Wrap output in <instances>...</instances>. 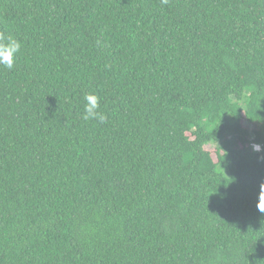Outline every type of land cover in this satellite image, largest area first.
I'll list each match as a JSON object with an SVG mask.
<instances>
[{
	"label": "trees",
	"instance_id": "obj_1",
	"mask_svg": "<svg viewBox=\"0 0 264 264\" xmlns=\"http://www.w3.org/2000/svg\"><path fill=\"white\" fill-rule=\"evenodd\" d=\"M0 36V264H264V0H0Z\"/></svg>",
	"mask_w": 264,
	"mask_h": 264
},
{
	"label": "clouds",
	"instance_id": "obj_2",
	"mask_svg": "<svg viewBox=\"0 0 264 264\" xmlns=\"http://www.w3.org/2000/svg\"><path fill=\"white\" fill-rule=\"evenodd\" d=\"M162 2L166 3L167 0H162ZM21 47V42L15 38L11 36H0V65L11 70L15 65ZM84 101V114L82 118L85 121L99 119L103 122L106 119L105 115L99 111V98L95 94H85ZM253 147L255 151L261 150L259 144L254 145ZM257 207L261 212H264V209L259 206Z\"/></svg>",
	"mask_w": 264,
	"mask_h": 264
},
{
	"label": "rangeland",
	"instance_id": "obj_3",
	"mask_svg": "<svg viewBox=\"0 0 264 264\" xmlns=\"http://www.w3.org/2000/svg\"><path fill=\"white\" fill-rule=\"evenodd\" d=\"M207 148L210 149L212 151L213 156L216 157L215 145L214 144L207 145Z\"/></svg>",
	"mask_w": 264,
	"mask_h": 264
}]
</instances>
